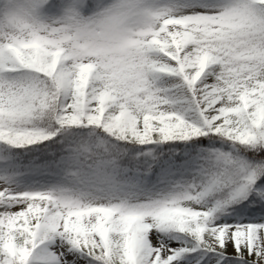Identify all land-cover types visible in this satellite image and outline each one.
<instances>
[{
    "label": "snow or ice",
    "instance_id": "1",
    "mask_svg": "<svg viewBox=\"0 0 264 264\" xmlns=\"http://www.w3.org/2000/svg\"><path fill=\"white\" fill-rule=\"evenodd\" d=\"M0 264H264V0H0Z\"/></svg>",
    "mask_w": 264,
    "mask_h": 264
}]
</instances>
